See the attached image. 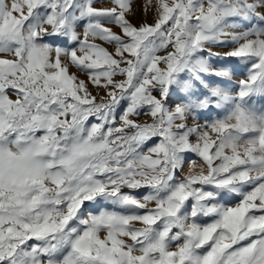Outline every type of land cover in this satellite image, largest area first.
<instances>
[{
    "label": "snow or ice",
    "instance_id": "6c2138e0",
    "mask_svg": "<svg viewBox=\"0 0 264 264\" xmlns=\"http://www.w3.org/2000/svg\"><path fill=\"white\" fill-rule=\"evenodd\" d=\"M0 264H264V0H0Z\"/></svg>",
    "mask_w": 264,
    "mask_h": 264
},
{
    "label": "rangeland",
    "instance_id": "374dc122",
    "mask_svg": "<svg viewBox=\"0 0 264 264\" xmlns=\"http://www.w3.org/2000/svg\"><path fill=\"white\" fill-rule=\"evenodd\" d=\"M98 7H104V6H107L106 4H97ZM140 14L139 12L137 13V17H136V20L140 19ZM151 19V17H149V20ZM136 20H134V22H136ZM107 47V45H105ZM111 50V48L109 49ZM213 51H217V52H222V51H226V49H221V48H214ZM71 72H75L81 79H87L86 76H84L82 73H79L77 72V70L75 69V67L71 68L70 69ZM244 78V75L242 74V70L238 69L235 74L231 77V82L229 84V87L230 88H233L235 89L236 86H237V82L240 80V79H243ZM116 79H123V77H116ZM89 90L93 92V94H95V92L97 91L96 88H94L91 84H89ZM102 94V93H101ZM173 99H175V97H173ZM215 113H213V118H215ZM222 115V114H221ZM148 117L147 116H140L139 117V120L140 121H145L147 120ZM191 123V121H190ZM200 123H203V121L201 120ZM201 161L197 159V164L199 165ZM189 165L188 164H185V172L187 171ZM143 191L144 190H140V192L138 193L139 195H142L143 194ZM206 222H210V220L208 218H205Z\"/></svg>",
    "mask_w": 264,
    "mask_h": 264
}]
</instances>
